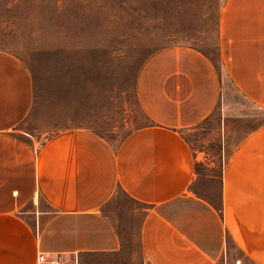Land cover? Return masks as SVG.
Here are the masks:
<instances>
[{"label":"crops","instance_id":"obj_1","mask_svg":"<svg viewBox=\"0 0 264 264\" xmlns=\"http://www.w3.org/2000/svg\"><path fill=\"white\" fill-rule=\"evenodd\" d=\"M135 94L146 123L118 144L67 129L37 148L33 75L0 50V264H264V0H223L216 59L163 47ZM218 109L226 146L238 110L249 125L214 175L185 133Z\"/></svg>","mask_w":264,"mask_h":264},{"label":"rangeland","instance_id":"obj_2","mask_svg":"<svg viewBox=\"0 0 264 264\" xmlns=\"http://www.w3.org/2000/svg\"><path fill=\"white\" fill-rule=\"evenodd\" d=\"M222 2L0 0V50L18 56L34 78L37 113L26 130L37 132V148L67 129H87L116 145L143 126L146 119L135 94L142 64L153 52L174 45L216 59ZM232 99L244 105L237 96ZM237 113L229 117L234 124L227 146L220 109L185 133L199 159L215 157L210 174H216L231 141L249 125Z\"/></svg>","mask_w":264,"mask_h":264},{"label":"built area","instance_id":"obj_3","mask_svg":"<svg viewBox=\"0 0 264 264\" xmlns=\"http://www.w3.org/2000/svg\"><path fill=\"white\" fill-rule=\"evenodd\" d=\"M35 264H79V259L76 253L66 257L63 254L38 252Z\"/></svg>","mask_w":264,"mask_h":264}]
</instances>
